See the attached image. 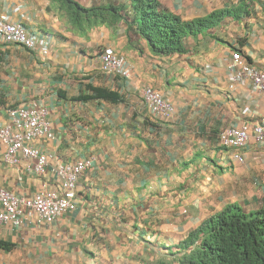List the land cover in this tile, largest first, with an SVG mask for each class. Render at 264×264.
Masks as SVG:
<instances>
[{
  "label": "crops",
  "instance_id": "obj_1",
  "mask_svg": "<svg viewBox=\"0 0 264 264\" xmlns=\"http://www.w3.org/2000/svg\"><path fill=\"white\" fill-rule=\"evenodd\" d=\"M154 1L183 21L240 7V0ZM49 6L0 0V15L51 42L44 56L0 45V120L7 109L44 105L55 139L36 147L52 162L92 164L78 183L74 212L51 225L0 228V241L11 245L0 250V264H175L177 245L227 205L264 208V143L252 138L239 151L218 145L227 128L264 124V97L248 82L231 89L228 72L235 52L264 72V0L253 1L247 16L186 36L184 53L167 56L153 53L127 23L81 37ZM105 52L125 61L129 78L101 74L97 58ZM147 87L172 104L171 119L152 118L141 95ZM89 88L119 99L96 98ZM3 152L0 146V188L28 197L51 187L48 176L5 166Z\"/></svg>",
  "mask_w": 264,
  "mask_h": 264
},
{
  "label": "built area",
  "instance_id": "obj_2",
  "mask_svg": "<svg viewBox=\"0 0 264 264\" xmlns=\"http://www.w3.org/2000/svg\"><path fill=\"white\" fill-rule=\"evenodd\" d=\"M14 12H19V8H15ZM0 45H15L44 56L49 54L51 42L47 36L29 32L20 21H12L10 15L5 13L0 15ZM97 59L102 74L123 79L130 77L125 61L119 56L105 52L98 55ZM228 72L231 89L238 83L248 82L264 97V72L249 65L239 53L232 54ZM141 95L154 120L171 119L174 107L159 91L147 87L141 91ZM252 138L257 144L264 143V124L227 128L219 133L218 145L224 149L241 150ZM54 139L46 106L32 103L27 107L6 110L5 119L0 120L3 164L10 168L22 166L25 172L37 177L48 176L52 185L28 197L0 188V228L51 225L76 210L78 183L91 168L92 162H52L53 159L42 153L35 144L37 141ZM232 158L243 163L239 153H233Z\"/></svg>",
  "mask_w": 264,
  "mask_h": 264
},
{
  "label": "trees",
  "instance_id": "obj_3",
  "mask_svg": "<svg viewBox=\"0 0 264 264\" xmlns=\"http://www.w3.org/2000/svg\"><path fill=\"white\" fill-rule=\"evenodd\" d=\"M116 1L117 5L101 2L85 7L78 0H49L48 10H54L81 37L101 26L112 29L121 23L133 25L153 53L167 56L184 53L181 40L186 36L213 29L226 17L238 20L247 16L255 0H240L239 8L217 10L193 21L162 13L154 0ZM128 14L133 16L131 21ZM89 89L96 98L112 102L119 99L113 92ZM10 248L9 243L0 241V250ZM176 249L175 264H264V208L245 212L238 204L227 205L222 212L202 222Z\"/></svg>",
  "mask_w": 264,
  "mask_h": 264
},
{
  "label": "clouds",
  "instance_id": "obj_4",
  "mask_svg": "<svg viewBox=\"0 0 264 264\" xmlns=\"http://www.w3.org/2000/svg\"><path fill=\"white\" fill-rule=\"evenodd\" d=\"M42 36H45V35H42ZM2 46H4V45H2ZM10 46H15V45H10ZM19 47V46H18ZM21 48V47H20ZM30 53H33V52H30ZM100 55V54H99ZM102 74V73H101ZM104 75V74H103ZM106 76V75H105ZM113 77H116V76H113ZM117 78H120V77H117ZM121 79H123V78H121ZM224 149V148H223ZM226 150H229V149H226ZM239 151V150H238ZM238 163V162H237ZM241 164V163H240Z\"/></svg>",
  "mask_w": 264,
  "mask_h": 264
}]
</instances>
